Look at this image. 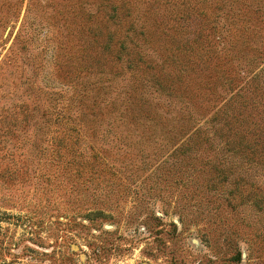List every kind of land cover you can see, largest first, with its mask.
Segmentation results:
<instances>
[{"label":"rangeland","instance_id":"rangeland-1","mask_svg":"<svg viewBox=\"0 0 264 264\" xmlns=\"http://www.w3.org/2000/svg\"><path fill=\"white\" fill-rule=\"evenodd\" d=\"M0 264H264V0H0Z\"/></svg>","mask_w":264,"mask_h":264}]
</instances>
